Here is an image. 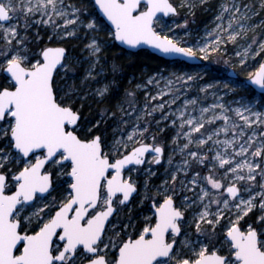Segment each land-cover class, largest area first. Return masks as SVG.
Instances as JSON below:
<instances>
[{
	"label": "snow or ice",
	"instance_id": "1",
	"mask_svg": "<svg viewBox=\"0 0 264 264\" xmlns=\"http://www.w3.org/2000/svg\"><path fill=\"white\" fill-rule=\"evenodd\" d=\"M0 264H264V0H0Z\"/></svg>",
	"mask_w": 264,
	"mask_h": 264
},
{
	"label": "rangeland",
	"instance_id": "2",
	"mask_svg": "<svg viewBox=\"0 0 264 264\" xmlns=\"http://www.w3.org/2000/svg\"><path fill=\"white\" fill-rule=\"evenodd\" d=\"M203 15L204 20L200 23L198 21V16ZM210 20L211 16L209 13H204V12H198L197 16L195 17V23L189 24V31L191 33L190 37H186L189 43H194L195 40L198 38V35H203L204 27L206 24L210 25ZM178 34L183 36V30H177ZM122 50V49H121ZM113 52V51H112ZM165 69L166 71L164 72L165 75H167L169 72L172 71H184V72H189V73H201L202 75L206 73L204 78L207 79H215V80H220L223 82H227L232 84L234 87H236L237 95L243 96L246 95L249 90H252L254 93V99L255 100H260L261 98V93L259 91L254 90V88L248 84L247 79H246V73H240L239 75L237 74V71L231 70L228 66L224 65L223 63H216L215 61L212 62H205L203 61V65H188V64H179V63H174V61H171L168 65L165 67L161 68ZM231 72H234L236 77H232L230 75ZM155 73L154 71L152 72H147V70H142V72L139 73L138 76H130L129 80L125 84V88L133 87L136 83L142 82L144 79L147 78V76L152 75ZM129 81H132L131 84H129ZM138 98L140 99L141 103L143 102V92L138 93ZM175 107V106H174ZM155 127V125H153ZM162 172L163 169H160ZM144 177L141 176V182H143ZM155 180V178H153ZM133 209L136 210L137 206L135 203L132 205Z\"/></svg>",
	"mask_w": 264,
	"mask_h": 264
},
{
	"label": "trees",
	"instance_id": "3",
	"mask_svg": "<svg viewBox=\"0 0 264 264\" xmlns=\"http://www.w3.org/2000/svg\"><path fill=\"white\" fill-rule=\"evenodd\" d=\"M198 21L201 23L205 18L203 15L198 16ZM112 53L119 54L120 58L117 61L120 66V82H121V91L125 88L126 82L129 80L130 76H138L142 70H147V72H157L161 70V68L165 67L171 62H168L161 57L158 58L151 52L147 51H138L137 53L126 52L125 50H121L118 46L112 49ZM179 64H185L181 62Z\"/></svg>",
	"mask_w": 264,
	"mask_h": 264
},
{
	"label": "water",
	"instance_id": "4",
	"mask_svg": "<svg viewBox=\"0 0 264 264\" xmlns=\"http://www.w3.org/2000/svg\"><path fill=\"white\" fill-rule=\"evenodd\" d=\"M117 44H118V43H117ZM118 46H119L121 49L125 50L126 52L137 53L138 51H141V50H143V51H147V52H151L152 54H154V55L157 56L158 58L161 57L162 59H164V60H166V61H168V62H171V61H181V62H184V63H186V64H188V65H191V66H193V65H203V61H200V60H198V59H197V60H188V61H185L183 57L164 56L162 53L158 52V51L155 50V49L150 48V47L147 46V45L142 46V47H140V48H136V49H129V48H127V46H125V45H119V44H118ZM230 75H231L232 77H236V75H235L234 72H231ZM252 87L254 88V90L260 92V90H259V89H256L255 86H252ZM260 93H261V92H260Z\"/></svg>",
	"mask_w": 264,
	"mask_h": 264
}]
</instances>
